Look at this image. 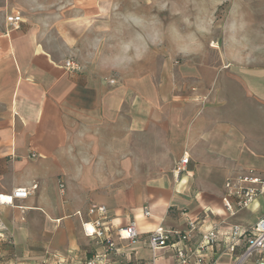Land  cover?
Listing matches in <instances>:
<instances>
[{"label": "crops", "instance_id": "0c3cea01", "mask_svg": "<svg viewBox=\"0 0 264 264\" xmlns=\"http://www.w3.org/2000/svg\"><path fill=\"white\" fill-rule=\"evenodd\" d=\"M32 3L0 0V193L29 189L0 204V264H56L57 258L85 264L103 251L82 231L83 222L97 217L88 213L93 204L105 206L116 246L104 264H176L174 250L151 249L148 234L161 226L175 240L188 219L196 224L193 245L219 224L207 263L228 264L231 226L248 228L264 214V194L227 216L224 182L249 169L264 178V140L246 137L239 124L192 98L144 88L134 93L67 70L65 57L46 44L26 12ZM12 14L21 15L18 28L6 22ZM183 154L187 167L176 177L172 168ZM130 220L136 239L118 238L116 228ZM257 260L264 261V252L245 264Z\"/></svg>", "mask_w": 264, "mask_h": 264}, {"label": "rangeland", "instance_id": "374dc122", "mask_svg": "<svg viewBox=\"0 0 264 264\" xmlns=\"http://www.w3.org/2000/svg\"><path fill=\"white\" fill-rule=\"evenodd\" d=\"M31 1L26 12L46 44L79 72L134 93L192 98L264 140V0ZM177 33L194 34L197 51L178 53ZM139 37L143 58L113 68L121 43Z\"/></svg>", "mask_w": 264, "mask_h": 264}, {"label": "built area", "instance_id": "2783aa9c", "mask_svg": "<svg viewBox=\"0 0 264 264\" xmlns=\"http://www.w3.org/2000/svg\"><path fill=\"white\" fill-rule=\"evenodd\" d=\"M6 22L11 28H18L21 22L20 14L6 16ZM64 67L67 70H78L77 64L66 59ZM189 156L183 154L175 161L172 172L178 177L186 170ZM60 190H63V184L60 183ZM33 185L31 188H34ZM29 194L28 188L13 189L9 193H0V197L9 196L11 202L0 199V204H12L16 198H24ZM260 194H264V178L256 174L252 169L235 177L227 178L224 182V193L222 202L227 216H232L236 212L248 208L250 204ZM106 208L103 205H91L88 208L89 214H97V217L90 221L82 223V231L85 236L94 239L103 245V251L96 253L88 258L85 264H104L106 255L116 250V246L111 237L107 234V227L103 220ZM144 215H149L150 211L145 208ZM91 226V233L89 231ZM196 224L192 219H188V227L183 232H174L175 240H170L168 232L163 227L158 226L148 234V243L151 249L159 246H169L175 252L176 264H208V254L213 244L218 240L219 224L213 223L207 230L201 234L200 241L193 245L190 243L191 232ZM4 229L0 222V232ZM116 234L120 239L134 241L137 237L136 223L130 220L126 225L116 228ZM226 251L230 254L231 260L228 264H245V262L257 253L264 252V214H262L251 226L243 228L240 225H232L228 232V242ZM55 258V255H54ZM56 259V258H55ZM56 264L61 263L57 258ZM210 264V263H209ZM211 264H219L217 258ZM257 264H264L263 260H257Z\"/></svg>", "mask_w": 264, "mask_h": 264}, {"label": "clouds", "instance_id": "9594fccd", "mask_svg": "<svg viewBox=\"0 0 264 264\" xmlns=\"http://www.w3.org/2000/svg\"><path fill=\"white\" fill-rule=\"evenodd\" d=\"M139 23V21H137ZM202 30V29H198ZM141 41L140 44H136L132 41L122 42L120 46V53L113 58L112 65L113 68L122 69L123 67H128L136 60L143 58V56L148 51V45L145 42L144 37H139ZM148 40L151 43H156V37L150 35ZM177 40V52L181 54H188L190 52H195L198 49V42L195 39L194 34H176ZM131 52V54H130Z\"/></svg>", "mask_w": 264, "mask_h": 264}, {"label": "snow or ice", "instance_id": "6c2138e0", "mask_svg": "<svg viewBox=\"0 0 264 264\" xmlns=\"http://www.w3.org/2000/svg\"><path fill=\"white\" fill-rule=\"evenodd\" d=\"M0 199H3V200L11 202V197H9V196L0 197ZM89 231L91 233V231H92L91 226H89Z\"/></svg>", "mask_w": 264, "mask_h": 264}]
</instances>
